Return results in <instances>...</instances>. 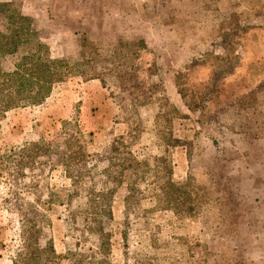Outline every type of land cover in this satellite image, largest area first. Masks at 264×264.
I'll use <instances>...</instances> for the list:
<instances>
[{
    "label": "rangeland",
    "instance_id": "374dc122",
    "mask_svg": "<svg viewBox=\"0 0 264 264\" xmlns=\"http://www.w3.org/2000/svg\"><path fill=\"white\" fill-rule=\"evenodd\" d=\"M0 33L1 74L38 50L64 73L0 117V264H264V0H0ZM119 137L150 171L116 184Z\"/></svg>",
    "mask_w": 264,
    "mask_h": 264
},
{
    "label": "trees",
    "instance_id": "16d2710c",
    "mask_svg": "<svg viewBox=\"0 0 264 264\" xmlns=\"http://www.w3.org/2000/svg\"><path fill=\"white\" fill-rule=\"evenodd\" d=\"M17 38L18 36L16 34H13L8 38L6 35L0 33V57L6 53H13L15 50H17V45L19 44V42L16 41ZM39 52L40 50L36 51L37 54L33 53L31 55H25L21 57L20 62L15 65V71L11 73L1 74L0 71V117L11 109L19 108L25 105L36 106L42 104L49 96L52 85L59 81L63 76L64 73L61 71L62 61L60 59L44 60L43 56ZM123 141V137H119L117 140H114L106 150L107 153H111V156L109 157L110 160L108 162L109 166L111 165V159L113 158L115 163L120 168V176L115 177V179H117L116 184H121L123 182L124 178L122 177L126 170H130L136 175L140 169H143L144 171H150L147 160L148 158L138 161V159L131 152L127 151V145H124ZM65 148L69 150L70 146L68 147L65 145ZM62 155L64 164L66 157L65 150L62 151ZM69 156H72V158L76 159L77 163L80 162L79 164L81 166L82 164L85 166L86 159L88 158L85 152L81 151V148ZM115 157H117V161L115 160ZM153 172L155 175L158 173V170L155 169ZM170 173L171 170L168 172V174ZM189 181V184L181 188L176 186L170 178H167L166 183L157 187L164 198L163 202L165 203L166 207L172 206L176 197L185 195L188 201L191 200V204L189 207H187V212L192 213L195 210L200 188L197 187L196 191L198 193H196L195 197L191 198L189 190L186 188L188 186H192L191 180ZM127 189L129 194L125 197V200L127 202L128 209V205L132 204L139 190L136 183L129 184ZM108 191L109 189H107L105 192L101 190L99 192V196H102ZM106 195L109 194H105V196ZM110 216L111 211H108V218H110ZM127 218L128 216L126 219ZM100 232H102V230ZM99 235L102 237L100 248L105 249L106 251L109 245L108 241L106 240L108 239L107 237L109 235ZM26 246L28 247V251L24 255H20L23 257L22 263L31 264L37 262L41 258L39 255L42 253V249L39 247V245H36L35 248H31L32 245L30 243H28V245L26 244ZM49 250L52 254L53 248L51 245L49 246ZM32 251L34 252L33 254H31ZM15 264H17V262Z\"/></svg>",
    "mask_w": 264,
    "mask_h": 264
}]
</instances>
